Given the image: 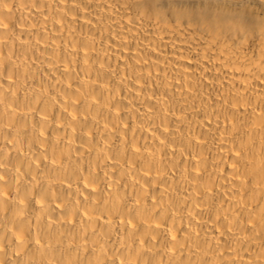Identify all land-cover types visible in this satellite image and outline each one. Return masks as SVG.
Returning a JSON list of instances; mask_svg holds the SVG:
<instances>
[{"label":"bare ground","instance_id":"1","mask_svg":"<svg viewBox=\"0 0 264 264\" xmlns=\"http://www.w3.org/2000/svg\"><path fill=\"white\" fill-rule=\"evenodd\" d=\"M0 162L57 264H264V0H0Z\"/></svg>","mask_w":264,"mask_h":264},{"label":"clouds","instance_id":"2","mask_svg":"<svg viewBox=\"0 0 264 264\" xmlns=\"http://www.w3.org/2000/svg\"><path fill=\"white\" fill-rule=\"evenodd\" d=\"M48 123L44 121L46 126ZM25 157L26 169L38 168L36 160L45 159L43 152L38 156L26 152ZM48 163H52L51 159ZM52 167L56 172L62 169V165ZM0 168H7L6 162H0ZM75 174H78V169L74 170ZM52 179L53 177L43 172L32 176L25 190L21 192L17 189L15 197L11 200L0 192V264H57L56 255L52 251L53 245L45 234L49 210L57 199L52 192ZM0 182L8 183L3 175H0ZM36 197L41 201L38 215L29 216L23 211L24 201ZM37 237L43 241L42 244L35 243ZM30 248L34 249L33 253L29 252Z\"/></svg>","mask_w":264,"mask_h":264},{"label":"rangeland","instance_id":"3","mask_svg":"<svg viewBox=\"0 0 264 264\" xmlns=\"http://www.w3.org/2000/svg\"><path fill=\"white\" fill-rule=\"evenodd\" d=\"M137 84H140V83H137ZM134 87V86H133Z\"/></svg>","mask_w":264,"mask_h":264}]
</instances>
